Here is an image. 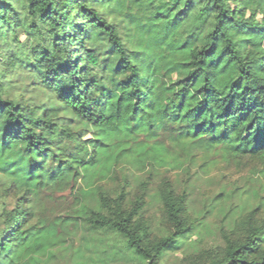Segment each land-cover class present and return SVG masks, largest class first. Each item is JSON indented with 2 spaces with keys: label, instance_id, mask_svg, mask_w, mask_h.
<instances>
[{
  "label": "trees",
  "instance_id": "trees-1",
  "mask_svg": "<svg viewBox=\"0 0 264 264\" xmlns=\"http://www.w3.org/2000/svg\"><path fill=\"white\" fill-rule=\"evenodd\" d=\"M200 155L201 169L209 155L264 165V0H0V264L53 256L62 236L36 207L70 180L76 226L161 264L194 229L189 195L163 181L153 198L171 230L152 238L149 183L131 205L130 176L103 184ZM256 211L206 264H264Z\"/></svg>",
  "mask_w": 264,
  "mask_h": 264
},
{
  "label": "rangeland",
  "instance_id": "rangeland-1",
  "mask_svg": "<svg viewBox=\"0 0 264 264\" xmlns=\"http://www.w3.org/2000/svg\"><path fill=\"white\" fill-rule=\"evenodd\" d=\"M27 34L20 33L26 42ZM189 171L158 169L152 174L120 170L117 176L104 185L113 193L118 190L123 177L130 176L129 205L141 195L140 183H149V195L143 218L150 225L151 237L158 238L170 226L162 218V206L154 195L163 181L174 186L178 193L189 195L187 218L194 227L181 241L179 250L169 252L161 264H206L209 256L225 247L228 239L242 240L246 235V217L255 212L256 226L264 221V165L244 161L238 166L225 161L220 155H209L208 165ZM205 157V156H204ZM76 184L70 180L57 190L44 191L39 196L37 218L34 223L57 224L62 242L45 258L44 264H144L127 250L125 241L109 232H92L81 223L76 226L78 206ZM81 251L78 258V252ZM85 256V257H84Z\"/></svg>",
  "mask_w": 264,
  "mask_h": 264
}]
</instances>
